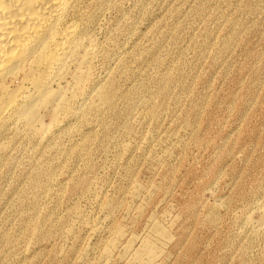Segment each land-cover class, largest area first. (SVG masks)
<instances>
[{
	"label": "rangeland",
	"instance_id": "rangeland-1",
	"mask_svg": "<svg viewBox=\"0 0 264 264\" xmlns=\"http://www.w3.org/2000/svg\"><path fill=\"white\" fill-rule=\"evenodd\" d=\"M76 18L85 88L46 135L0 128V264H264V0Z\"/></svg>",
	"mask_w": 264,
	"mask_h": 264
},
{
	"label": "bare ground",
	"instance_id": "bare-ground-1",
	"mask_svg": "<svg viewBox=\"0 0 264 264\" xmlns=\"http://www.w3.org/2000/svg\"><path fill=\"white\" fill-rule=\"evenodd\" d=\"M83 1L0 0V128L22 121L46 135L85 88L95 42L76 18Z\"/></svg>",
	"mask_w": 264,
	"mask_h": 264
}]
</instances>
